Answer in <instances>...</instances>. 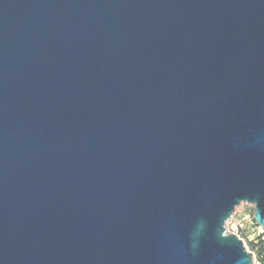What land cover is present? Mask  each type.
I'll list each match as a JSON object with an SVG mask.
<instances>
[{"label": "water", "instance_id": "water-1", "mask_svg": "<svg viewBox=\"0 0 264 264\" xmlns=\"http://www.w3.org/2000/svg\"><path fill=\"white\" fill-rule=\"evenodd\" d=\"M264 0H0V264H253Z\"/></svg>", "mask_w": 264, "mask_h": 264}, {"label": "rangeland", "instance_id": "rangeland-1", "mask_svg": "<svg viewBox=\"0 0 264 264\" xmlns=\"http://www.w3.org/2000/svg\"><path fill=\"white\" fill-rule=\"evenodd\" d=\"M249 216V218H246ZM255 209L252 205L242 204L238 207V214L227 224V230L230 233L236 234L244 242L247 250L251 253H255L258 258V251L261 250V247L258 243H255L253 240L254 235L251 232L253 225L255 224ZM254 223V224H253ZM240 225L242 227H240ZM253 242L257 248L255 251H252L250 248V243Z\"/></svg>", "mask_w": 264, "mask_h": 264}, {"label": "built area", "instance_id": "built-area-1", "mask_svg": "<svg viewBox=\"0 0 264 264\" xmlns=\"http://www.w3.org/2000/svg\"><path fill=\"white\" fill-rule=\"evenodd\" d=\"M237 214H238V208L235 211L234 217ZM234 217L232 218V220L234 219ZM246 218H249V216H247ZM253 226L254 227L252 228L251 232L253 233L254 238L252 241H254L255 243L264 242V229L261 226H259L256 222ZM240 227L242 226L240 225ZM252 254H253V264H262L260 260L256 257L255 253Z\"/></svg>", "mask_w": 264, "mask_h": 264}, {"label": "trees", "instance_id": "trees-1", "mask_svg": "<svg viewBox=\"0 0 264 264\" xmlns=\"http://www.w3.org/2000/svg\"><path fill=\"white\" fill-rule=\"evenodd\" d=\"M258 244L261 247V250L257 252L258 253V259L260 260V262L262 264H264V242H259ZM258 244H254L253 242L250 243V248L252 249V251L256 250V248H257L256 245H258Z\"/></svg>", "mask_w": 264, "mask_h": 264}]
</instances>
